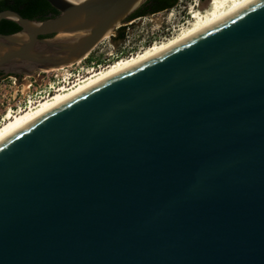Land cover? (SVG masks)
I'll return each instance as SVG.
<instances>
[{
	"label": "water",
	"instance_id": "water-1",
	"mask_svg": "<svg viewBox=\"0 0 264 264\" xmlns=\"http://www.w3.org/2000/svg\"><path fill=\"white\" fill-rule=\"evenodd\" d=\"M0 77L84 58L146 0H46ZM0 264H264V0H204L181 42L0 139Z\"/></svg>",
	"mask_w": 264,
	"mask_h": 264
},
{
	"label": "rangeland",
	"instance_id": "rangeland-1",
	"mask_svg": "<svg viewBox=\"0 0 264 264\" xmlns=\"http://www.w3.org/2000/svg\"><path fill=\"white\" fill-rule=\"evenodd\" d=\"M203 1L177 0L168 9L125 20L84 58L68 67L45 72L37 71L31 75L22 74L19 78L12 74L1 76L0 119L9 109L25 108L29 100L36 101L45 96L49 84L58 87L66 81L73 82L86 75V70L105 67L118 57L129 56L154 41L173 36L177 30L191 21V9L202 11ZM120 31L123 32L121 38L118 37Z\"/></svg>",
	"mask_w": 264,
	"mask_h": 264
},
{
	"label": "bare ground",
	"instance_id": "bare-ground-1",
	"mask_svg": "<svg viewBox=\"0 0 264 264\" xmlns=\"http://www.w3.org/2000/svg\"><path fill=\"white\" fill-rule=\"evenodd\" d=\"M200 19L201 11L198 9H191V21L187 25L177 30L173 36L165 38L161 41H154L150 45L145 46L140 51L129 56L118 57L112 60L110 64L105 67L86 70V75L79 77L73 82L64 83L58 87H55L54 84H50V91L45 96H41L36 101L29 100L25 108L20 107L17 110L9 109L6 111L4 117L0 119V139L17 128L19 125L24 124L46 109L61 103L75 93L92 86L95 82L107 76L116 74L122 70L131 68L181 42V40L192 31ZM80 60L76 61L75 63L79 62ZM70 65L71 64L56 68L42 69L39 71L45 72L58 70Z\"/></svg>",
	"mask_w": 264,
	"mask_h": 264
},
{
	"label": "trees",
	"instance_id": "trees-1",
	"mask_svg": "<svg viewBox=\"0 0 264 264\" xmlns=\"http://www.w3.org/2000/svg\"><path fill=\"white\" fill-rule=\"evenodd\" d=\"M177 0H146L126 20L154 13L172 7ZM150 4L154 6L150 9ZM12 9L22 16L30 19L42 20L48 16H54L57 11L46 0H0V10ZM19 29V26L10 19L0 20V33H11ZM123 32L118 33L121 38Z\"/></svg>",
	"mask_w": 264,
	"mask_h": 264
},
{
	"label": "built area",
	"instance_id": "built-area-1",
	"mask_svg": "<svg viewBox=\"0 0 264 264\" xmlns=\"http://www.w3.org/2000/svg\"><path fill=\"white\" fill-rule=\"evenodd\" d=\"M90 68V67H89ZM87 69V68H86ZM86 69H84V70H86ZM76 79V78H75ZM66 83H67V81H66ZM50 85V84H49ZM49 91H50V87L48 88V91L46 92V94L47 93H49Z\"/></svg>",
	"mask_w": 264,
	"mask_h": 264
},
{
	"label": "flooded vegetation",
	"instance_id": "flooded-vegetation-1",
	"mask_svg": "<svg viewBox=\"0 0 264 264\" xmlns=\"http://www.w3.org/2000/svg\"><path fill=\"white\" fill-rule=\"evenodd\" d=\"M151 6L149 7L150 9L154 6L153 4H150ZM156 12H158V11H156ZM0 75H1V73H0Z\"/></svg>",
	"mask_w": 264,
	"mask_h": 264
}]
</instances>
